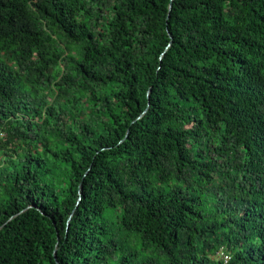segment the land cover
<instances>
[{"label":"trees","instance_id":"1","mask_svg":"<svg viewBox=\"0 0 264 264\" xmlns=\"http://www.w3.org/2000/svg\"><path fill=\"white\" fill-rule=\"evenodd\" d=\"M0 134V264H264V0H0Z\"/></svg>","mask_w":264,"mask_h":264},{"label":"water","instance_id":"2","mask_svg":"<svg viewBox=\"0 0 264 264\" xmlns=\"http://www.w3.org/2000/svg\"><path fill=\"white\" fill-rule=\"evenodd\" d=\"M170 7H171V3H170V5H169V10H170Z\"/></svg>","mask_w":264,"mask_h":264},{"label":"rangeland","instance_id":"3","mask_svg":"<svg viewBox=\"0 0 264 264\" xmlns=\"http://www.w3.org/2000/svg\"><path fill=\"white\" fill-rule=\"evenodd\" d=\"M0 137H2V135L0 134Z\"/></svg>","mask_w":264,"mask_h":264}]
</instances>
